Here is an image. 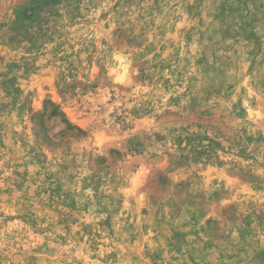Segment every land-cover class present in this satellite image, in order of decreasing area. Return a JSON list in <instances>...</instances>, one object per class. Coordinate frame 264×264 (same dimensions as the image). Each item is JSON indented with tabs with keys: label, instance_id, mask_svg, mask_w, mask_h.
<instances>
[{
	"label": "rangeland",
	"instance_id": "374dc122",
	"mask_svg": "<svg viewBox=\"0 0 264 264\" xmlns=\"http://www.w3.org/2000/svg\"><path fill=\"white\" fill-rule=\"evenodd\" d=\"M0 264H264V0H0Z\"/></svg>",
	"mask_w": 264,
	"mask_h": 264
},
{
	"label": "trees",
	"instance_id": "16d2710c",
	"mask_svg": "<svg viewBox=\"0 0 264 264\" xmlns=\"http://www.w3.org/2000/svg\"><path fill=\"white\" fill-rule=\"evenodd\" d=\"M52 115L57 116V115H59V113H57L56 111H54V112L52 113Z\"/></svg>",
	"mask_w": 264,
	"mask_h": 264
}]
</instances>
